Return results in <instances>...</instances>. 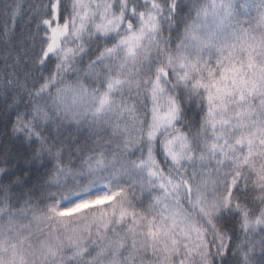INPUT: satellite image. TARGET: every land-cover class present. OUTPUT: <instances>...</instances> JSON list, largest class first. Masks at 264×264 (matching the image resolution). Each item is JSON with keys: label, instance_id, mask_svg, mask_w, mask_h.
<instances>
[{"label": "snow or ice", "instance_id": "snow-or-ice-1", "mask_svg": "<svg viewBox=\"0 0 264 264\" xmlns=\"http://www.w3.org/2000/svg\"><path fill=\"white\" fill-rule=\"evenodd\" d=\"M0 264H264V0H0Z\"/></svg>", "mask_w": 264, "mask_h": 264}]
</instances>
